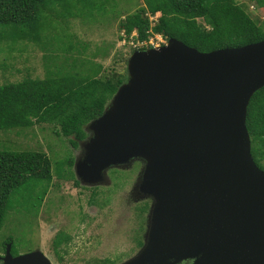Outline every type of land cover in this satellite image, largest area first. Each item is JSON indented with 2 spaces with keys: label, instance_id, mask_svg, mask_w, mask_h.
<instances>
[{
  "label": "water",
  "instance_id": "obj_1",
  "mask_svg": "<svg viewBox=\"0 0 264 264\" xmlns=\"http://www.w3.org/2000/svg\"><path fill=\"white\" fill-rule=\"evenodd\" d=\"M264 86V38L200 51L170 37L135 49L127 78L80 141L78 177L98 183L109 166L145 161L153 199L147 239L119 264H264V170L246 126ZM0 264H52L40 250Z\"/></svg>",
  "mask_w": 264,
  "mask_h": 264
},
{
  "label": "trees",
  "instance_id": "obj_2",
  "mask_svg": "<svg viewBox=\"0 0 264 264\" xmlns=\"http://www.w3.org/2000/svg\"><path fill=\"white\" fill-rule=\"evenodd\" d=\"M256 1V8L248 9L238 0H74L79 6L73 10V0H0V42L26 38L39 48L49 50L53 43L51 35L59 27L54 20L62 18L54 12L60 6L62 16L66 15L64 18L91 17L94 21L108 14L114 18L120 16L118 29L123 32L119 36L122 39L147 41L159 34L165 40L174 37L200 51L238 47L264 38V0ZM49 10L48 17L45 11ZM70 10L71 14L65 12ZM256 11L261 12L257 15L262 20L255 16ZM74 36L79 40L75 33L71 37ZM133 50L119 58L123 63L121 69L106 68L79 53L73 61L69 58L53 66L47 63L43 77L26 76L16 82L0 83V130L50 123L56 134L63 135L73 149L78 148L80 141L88 136L85 125L102 114L126 80L127 62ZM246 126L252 157L262 168L264 86L249 100ZM71 153L69 149L68 156L57 164L61 169L55 168V171L52 160L43 150L0 149V231L12 197L22 190L32 195L38 182L46 181L47 187L34 193L39 205L53 172L60 178L67 176L64 173L74 162ZM55 254L61 256L59 252ZM102 262L116 263L108 258Z\"/></svg>",
  "mask_w": 264,
  "mask_h": 264
},
{
  "label": "rangeland",
  "instance_id": "obj_3",
  "mask_svg": "<svg viewBox=\"0 0 264 264\" xmlns=\"http://www.w3.org/2000/svg\"><path fill=\"white\" fill-rule=\"evenodd\" d=\"M238 1L247 5L248 9H251V6H257L256 0ZM73 3L74 6L71 7L76 10L79 5L74 0ZM59 9L54 12L62 18L54 20L56 26L59 27L57 32L51 35L53 43L50 44L52 47L49 50L39 48L26 38L0 42V83L16 82L26 76L43 77L46 74L45 65L47 63L48 66H53L57 61L63 63V60L69 58L73 61L80 55L100 62L106 68L121 69L123 63L119 62V58L128 54L132 48L135 50L142 47L160 46L167 41L159 34L150 36L147 41H136L133 38L122 39L119 36L123 35V32L118 29L120 16L114 18L109 17L108 14L94 21L93 18L87 16V18L78 16L64 18L66 15L62 16L60 6ZM65 12L71 14V10ZM45 13L49 17L51 12L49 10ZM158 14L151 18H155ZM254 14L258 16L261 12L256 11ZM52 15L54 18V14ZM262 15L264 17L263 11ZM259 20L262 19L259 18ZM73 33L78 36L79 40L75 36L71 37ZM80 48L83 49H81L82 53L79 51ZM28 148L46 152L53 162V170L61 169L57 164L68 156L69 149H72L71 154L75 161L82 158L84 153L81 145L73 149L63 135L54 132L53 124L50 123L0 130V149ZM126 164L127 166L122 168L117 166L109 168L105 171V176L102 174V179L99 181L102 183L98 185L97 190L102 193L98 197L102 195L104 200L99 199L100 203H95L94 207L87 203V192L76 194L69 181L62 180L59 190L54 189V184L51 183L50 188L53 193L49 192L46 199L47 204L51 200L50 205L56 215L52 216L49 225L67 229L74 237V240L66 246L67 250L61 253L64 255V261L59 262L53 257L54 253L50 250V243L54 231L51 232V226L46 225L48 223L40 213L43 205L40 208L34 197V193L41 192L47 187L46 181L38 182L32 195L22 190L10 200L11 206L0 231V254L3 251L2 243L10 238L12 240L8 243H13L14 254L40 249L52 264H105L102 262L104 258L113 259L116 261L115 264H119L133 258L141 250L135 246L129 234L135 226L134 213L137 212L140 215L141 222L149 218L146 241L153 200L148 206L151 196L139 195L135 192V184L143 165L140 158L131 159ZM262 169L264 170V165ZM54 178L56 177H53V182H56ZM106 179L107 184L102 185ZM69 190L71 191L69 197L71 203H65L63 199L60 200L61 203L57 201L59 196L62 198L60 193L67 195ZM78 210L88 215L80 222ZM62 232L57 231L54 234V237L56 236L54 239L58 242L63 238Z\"/></svg>",
  "mask_w": 264,
  "mask_h": 264
},
{
  "label": "flooded vegetation",
  "instance_id": "obj_4",
  "mask_svg": "<svg viewBox=\"0 0 264 264\" xmlns=\"http://www.w3.org/2000/svg\"><path fill=\"white\" fill-rule=\"evenodd\" d=\"M85 129H86V131L88 133V136H89L90 135V133H89L90 130L88 129V124L85 125ZM79 147H80V145H79ZM140 160L142 161L143 165H142V168H141V170L139 172L138 180H137V182L135 184V192L137 194H139V195H147V193H145L142 190V188H141V183H142V179H143V171H144L145 161L143 159H140ZM126 166H127V164L117 165V167H120V168L126 167ZM113 167H116V166H109L108 168H106L105 170H103V172H102L103 176H105V171L106 170H108L109 168H113ZM64 175H67V176L66 177H61V178L58 177V179H57V176H56L55 172H53L51 183L54 184L53 185V187H55L54 189L59 190L61 188V186H62V180H66V181H69L70 182V184L72 185V187L75 190V193L76 194L79 193V195H80V194H83V193L87 192L86 193L87 194V203L90 206L94 207L95 206V203L96 204H99L100 203L99 202V199H101V201L104 200V196L101 195V197H98L102 193H100V191L97 190L98 189L97 188L98 185H101L102 182H98V183H87V182H83L78 177V175L76 173V170H75V158H74L73 164L71 165V167H68L67 168V170L65 171ZM54 176L56 177V179L54 178V180L56 182H53V177ZM51 183H50V185H51ZM105 184H107V179H106V182H104V184H102V185H105ZM50 185L48 186V189L45 192V194H44V196H43V198L41 200V203L39 204V207L40 208H42V205H43V209H42V211H40V213L42 214L43 219L45 220V222L48 223L46 225H49V221L52 219V216L53 215H56L54 213V211H53V207L50 205L51 204V200H49V202L47 204V199H46L47 198V194L49 192H50V194L53 193V191L50 188ZM70 194H71V191L70 190H69V192H67V195H63L62 193H60V195H61L62 198H60V196L57 198V196H58L57 195L54 198V200L57 198V201L60 202V200L63 199V202H65V203L70 202L71 203V201L69 199ZM152 200L153 199L151 197V199H150V201L148 203V206L152 204ZM78 211H79V213H78L79 214L78 215V220L80 222L83 219H85L86 216H88V215L84 211H81V210H78ZM134 219H135V226L129 232V234H130V239L132 241H134L135 246L140 249L143 246L144 242H145L146 230H147L149 218L148 219L146 218L145 222H141L140 221V219H141L140 218V215L136 212V213H134ZM122 223H123V221H122ZM49 226H51V225H49ZM60 226H62V225H60ZM50 228H51V232L54 231V233L52 235L53 238H52L51 243H50V248H51L50 250L54 253L53 254L54 255L53 257L56 258L57 261L60 262V260H61V262H62V261H64L63 260L64 255H62L61 253L65 252L67 250L66 249V246L68 244H70L74 240L73 234L69 230L64 229L62 227H56L55 225L51 226ZM47 229L48 228H46V230ZM57 231H58V233L64 231V233L62 232L63 233V238L60 239L59 242L56 239H54L56 237V236L54 237V234H56ZM7 244H8V241H4L2 243V245H3V251H2V254H0V263L2 262V256L5 254V249H6V245ZM55 252H59L61 256H56ZM11 253H12V251H11ZM13 255H17V254H13ZM105 259L106 258H104V260ZM108 259H110V258H108ZM110 260H113V259H110ZM114 262H116V261H114Z\"/></svg>",
  "mask_w": 264,
  "mask_h": 264
},
{
  "label": "built area",
  "instance_id": "obj_5",
  "mask_svg": "<svg viewBox=\"0 0 264 264\" xmlns=\"http://www.w3.org/2000/svg\"><path fill=\"white\" fill-rule=\"evenodd\" d=\"M251 7H252V8H251ZM251 7H250L251 9H255V8H256V6H251Z\"/></svg>",
  "mask_w": 264,
  "mask_h": 264
}]
</instances>
